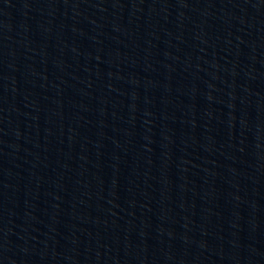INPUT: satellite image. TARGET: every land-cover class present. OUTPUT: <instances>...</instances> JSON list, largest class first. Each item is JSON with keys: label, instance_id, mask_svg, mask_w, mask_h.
<instances>
[{"label": "water", "instance_id": "95a60500", "mask_svg": "<svg viewBox=\"0 0 264 264\" xmlns=\"http://www.w3.org/2000/svg\"><path fill=\"white\" fill-rule=\"evenodd\" d=\"M0 264H264V0H0Z\"/></svg>", "mask_w": 264, "mask_h": 264}]
</instances>
